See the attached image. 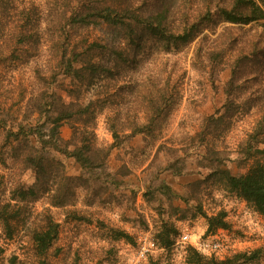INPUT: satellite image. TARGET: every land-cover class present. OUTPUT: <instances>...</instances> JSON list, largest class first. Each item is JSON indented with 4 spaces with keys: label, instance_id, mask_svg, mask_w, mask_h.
Returning <instances> with one entry per match:
<instances>
[{
    "label": "rangeland",
    "instance_id": "374dc122",
    "mask_svg": "<svg viewBox=\"0 0 264 264\" xmlns=\"http://www.w3.org/2000/svg\"><path fill=\"white\" fill-rule=\"evenodd\" d=\"M233 5L0 0V206L9 204L11 228L0 220V264H41L33 235L48 220L58 235L46 264H191L182 234L218 243L214 258L256 251L246 264H264V215L220 173L264 165V19L226 21L221 10ZM185 32L191 40H175ZM60 102L72 111L61 143L73 150L74 128L92 132L91 165L51 152L62 165L45 180L51 193L15 197L35 172L11 159L7 131ZM60 177L75 195L55 206ZM221 214L228 227L206 232ZM144 236L157 250L140 257Z\"/></svg>",
    "mask_w": 264,
    "mask_h": 264
},
{
    "label": "trees",
    "instance_id": "16d2710c",
    "mask_svg": "<svg viewBox=\"0 0 264 264\" xmlns=\"http://www.w3.org/2000/svg\"><path fill=\"white\" fill-rule=\"evenodd\" d=\"M221 15L223 19L233 23L247 24L255 20L264 19V0H234L232 9H222ZM1 24V23H0ZM192 34L185 32L184 34L175 36V40L189 41ZM39 37H34L33 43H38ZM70 64L71 67V63ZM47 104V103H45ZM40 104L37 108L38 118L28 123L13 124L7 131V145L15 148L17 153L11 155V159L18 164L20 169H31L35 172V181L31 185L25 187L24 184L18 182L15 186L20 198L35 199L43 196L46 192L51 193L50 188L46 187L45 180L59 172L62 167L51 152L73 157L81 167L91 165L87 151L91 148L93 134L86 130L79 131L74 128L77 145L73 150H68L61 143L60 128L65 119H69L72 111L64 110L65 105L60 102L57 104H48L47 109H51V114L47 113L43 116V106ZM64 108V109H63ZM90 136V137H89ZM221 176L226 182L228 188L235 192L239 197L246 201L252 208L261 215H264V165L257 162L253 164L246 173L236 176L231 175L227 170H222ZM57 189L51 194V203L55 206L68 205L73 201L75 193L71 185L70 178L60 177ZM9 204L0 206V220L4 222L5 229L10 231V212L7 210ZM208 219L206 232H213L218 228H227L228 224L224 220V215L211 216ZM58 235V224L52 220H48L45 229L36 232L33 235V245L36 255L41 258V264L45 263V258L51 249L54 240ZM117 238L131 239L124 232H117ZM196 249V248H195ZM190 248L187 255V261L191 264H246L251 263L256 257V251L247 254H235L224 259H217L213 256L207 257L197 249ZM2 252V248H0Z\"/></svg>",
    "mask_w": 264,
    "mask_h": 264
},
{
    "label": "built area",
    "instance_id": "2783aa9c",
    "mask_svg": "<svg viewBox=\"0 0 264 264\" xmlns=\"http://www.w3.org/2000/svg\"><path fill=\"white\" fill-rule=\"evenodd\" d=\"M181 241L186 242L190 241L194 248H196L198 251H200L202 254L211 256L216 249L218 248L219 244L216 242H213L211 244L209 243H203L199 242L198 240H194L191 242L190 236L188 234H182ZM157 250L156 243L154 240L149 238L148 236L140 237L138 241V252L140 257H146L148 254H153Z\"/></svg>",
    "mask_w": 264,
    "mask_h": 264
}]
</instances>
